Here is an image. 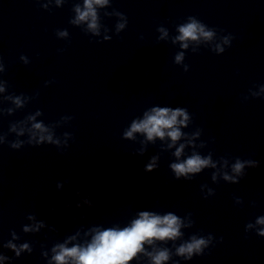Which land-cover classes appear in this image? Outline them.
Returning a JSON list of instances; mask_svg holds the SVG:
<instances>
[{
    "label": "clouds",
    "instance_id": "clouds-1",
    "mask_svg": "<svg viewBox=\"0 0 264 264\" xmlns=\"http://www.w3.org/2000/svg\"><path fill=\"white\" fill-rule=\"evenodd\" d=\"M108 3V0H84V10H81L78 6L75 11L78 13L76 20L72 23H78L79 21H85L90 19L88 27L90 29H97V15L93 5L103 6ZM124 24H119L118 29H122ZM180 33L175 39L181 42L182 48H187L186 41H199L203 38L205 41H211L215 35V30L208 27L202 21L194 16H189L187 22L177 26ZM161 31H164L161 29ZM60 35H67V32H61ZM164 35L167 32L164 31ZM224 43H229L228 39H224ZM63 51V49L59 50ZM213 53L219 55L225 52V49L217 44L212 50ZM184 53L181 52L176 55L175 61L177 63L183 60ZM2 70V69H0ZM189 70V65H185L184 71ZM4 91L0 87V92ZM38 95V94H37ZM15 103L21 105L19 97L15 99ZM11 111V109H9ZM42 111L37 110L35 115H41ZM30 120H35V116H30ZM190 117L186 108L181 107H153L150 111L144 113L142 120H133L131 127L124 133L125 138L134 139V133H143L146 135L147 140L152 141L159 137L164 139L165 136L169 137L173 144L180 140L182 133L178 125L187 126V122ZM33 128L39 133V139L33 141L30 139L28 143L33 147L43 145L45 142L48 144H59V140H54L51 134L43 135L48 132V128L43 122L34 123ZM15 131V126L12 128ZM35 135V134H34ZM69 135L68 133L64 134ZM23 142L17 141L11 144L12 148H19ZM172 147V145H169ZM185 148L184 144H181L176 149L174 155L179 158ZM155 158L153 163L146 166L145 171L151 172L155 168ZM215 167L212 163L211 155L202 157L199 154H192L188 156L181 163H173L170 168L175 174V179L180 180L184 177L186 180H191L193 177L189 174L200 173L204 168ZM243 168V164L237 160L234 165V170L239 173ZM215 173H212L213 180H215ZM226 180L233 179L225 175ZM206 185H201V189ZM210 192L214 193V190L210 189ZM191 215V213H190ZM32 218V217H29ZM257 223L264 224V217L257 220ZM182 226L192 227V224L183 225L181 218L173 212H168L163 215L156 214L154 212L142 211L139 213V218L134 219L130 226L122 229L108 228L103 231H97L92 237L91 241L86 246L76 245L71 248L65 247L63 244L57 245L53 249L56 254L53 256V260L56 264H126L131 260L133 256L138 252L144 251V243H154V241H168L175 240L183 235L180 229ZM38 230V228H37ZM25 231H29L25 228ZM264 236V230L259 233ZM223 238L221 237V240ZM207 245V241L204 238H197L193 235L190 238V242H185L177 248V254L185 256L186 259H191L193 253H202V247ZM9 247L16 249L15 245L9 244ZM29 246L24 244L21 249H28ZM59 249L56 251V249ZM16 249V255H20V250ZM31 251V249H29ZM151 255L152 264H163L164 261L169 259V252L167 249L158 251L155 255Z\"/></svg>",
    "mask_w": 264,
    "mask_h": 264
}]
</instances>
